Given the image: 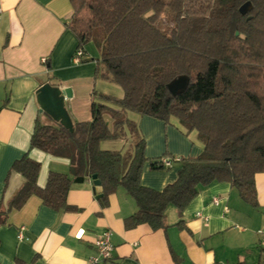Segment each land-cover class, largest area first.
I'll list each match as a JSON object with an SVG mask.
<instances>
[{
    "label": "trees",
    "instance_id": "16d2710c",
    "mask_svg": "<svg viewBox=\"0 0 264 264\" xmlns=\"http://www.w3.org/2000/svg\"><path fill=\"white\" fill-rule=\"evenodd\" d=\"M70 1L74 13L67 28L78 48L96 42L101 52L96 76L121 86L124 97L101 94L120 109L93 101L92 120L74 122L73 132L36 120L31 148L70 158L73 177L51 171L41 187V163L25 153L8 175L19 173L24 183L0 209V224L33 194L53 209H76L67 201L71 186L93 175L102 183L97 192L102 208L120 188L134 199L136 210L124 220L127 229L140 224L166 229L169 205L182 216L200 189L214 182H229L258 207L256 175L264 172V0ZM247 1L252 9L243 15L240 7ZM163 18L171 23L166 30L158 25ZM179 78L186 85L173 94L169 84ZM128 110L166 123L177 117L204 143L199 156L181 159L177 179L162 190L141 182L146 140L124 117ZM125 123L134 134L133 153L102 149L101 141L119 137ZM151 167H160L157 160ZM177 224L182 227L183 220ZM262 252L258 264H264Z\"/></svg>",
    "mask_w": 264,
    "mask_h": 264
},
{
    "label": "crops",
    "instance_id": "0c3cea01",
    "mask_svg": "<svg viewBox=\"0 0 264 264\" xmlns=\"http://www.w3.org/2000/svg\"><path fill=\"white\" fill-rule=\"evenodd\" d=\"M0 10V209H4L24 183L19 173L8 175L25 153L41 163V187L51 171L73 177L70 158L31 148L37 119L60 124L41 111L39 87L51 83L71 89L66 107L73 122L92 120L93 101L106 102L101 94L123 98L124 90L96 76L101 52L95 41L87 43L77 58L78 39L67 28L74 13L70 0H0ZM124 117L146 140L148 160L141 182L147 187L162 190L177 179L181 165L152 168L151 162L196 157L204 150L197 131H187L177 117L166 123L129 110ZM108 119L113 127L114 120ZM100 146L133 153L132 127L125 123L119 137L103 140ZM256 186L258 207L245 202L229 182H214L200 189L182 216L169 205L166 229L153 230L148 224L127 229L124 220L136 210L134 199L120 188L102 208L93 178L87 177L74 182L67 195L74 210L53 209L33 194L22 208L9 212L7 222L0 224V264H87L96 252L94 239L105 228L113 231L115 245L107 264H258L263 256L257 231L264 228V172L256 175ZM181 219L182 227L177 224Z\"/></svg>",
    "mask_w": 264,
    "mask_h": 264
},
{
    "label": "water",
    "instance_id": "95a60500",
    "mask_svg": "<svg viewBox=\"0 0 264 264\" xmlns=\"http://www.w3.org/2000/svg\"><path fill=\"white\" fill-rule=\"evenodd\" d=\"M252 9V3L250 1L245 2L240 7L241 14L245 15ZM187 80L185 78H179L169 84V89L173 94H176L179 89L186 85ZM71 97V89H62L59 86H55L51 83H45L37 90V99L41 107V111L50 114L57 122L62 126L68 128L70 131H74V122L66 107V98ZM95 189L97 192L102 190L101 180L97 178V175L92 176Z\"/></svg>",
    "mask_w": 264,
    "mask_h": 264
},
{
    "label": "built area",
    "instance_id": "2783aa9c",
    "mask_svg": "<svg viewBox=\"0 0 264 264\" xmlns=\"http://www.w3.org/2000/svg\"><path fill=\"white\" fill-rule=\"evenodd\" d=\"M0 16H1V10H0ZM84 54V51L79 48L77 51V58L81 57ZM46 62V59L43 60ZM175 162H181V158H176L174 160L167 159V158H160L157 160V165L163 168H171L173 167ZM215 203H219L218 198H214ZM228 210V208H225ZM198 216L203 217L205 221L208 220L207 216L202 215L201 213H198ZM24 228H21L19 232V238H24ZM257 233L260 235V242L259 246L262 250H264V228L259 229ZM112 234L113 231L110 228H105L102 230L94 239L93 245L96 248L95 254L89 257L87 264H107L113 259L115 245L112 241Z\"/></svg>",
    "mask_w": 264,
    "mask_h": 264
},
{
    "label": "rangeland",
    "instance_id": "374dc122",
    "mask_svg": "<svg viewBox=\"0 0 264 264\" xmlns=\"http://www.w3.org/2000/svg\"><path fill=\"white\" fill-rule=\"evenodd\" d=\"M171 23L169 22V20H166V19H160V21L158 22V25H159V27H161L163 30H166L167 29V27L170 25ZM92 44V43H91ZM176 164L178 163V162H175ZM174 163V164H175Z\"/></svg>",
    "mask_w": 264,
    "mask_h": 264
}]
</instances>
